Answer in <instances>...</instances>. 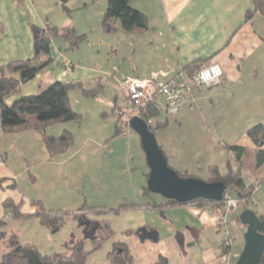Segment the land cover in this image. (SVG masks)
I'll use <instances>...</instances> for the list:
<instances>
[{
    "label": "crops",
    "instance_id": "1",
    "mask_svg": "<svg viewBox=\"0 0 264 264\" xmlns=\"http://www.w3.org/2000/svg\"><path fill=\"white\" fill-rule=\"evenodd\" d=\"M52 1L60 11L57 9L55 18L44 19L42 5L38 8L39 0H0V66L13 60L33 58L30 26L40 29L46 25L73 27L77 35L86 37L101 30L102 37L95 41L100 48L88 54L92 61L83 52L77 59L69 60L63 47L56 46L53 39L50 45L52 62L21 83L7 100L8 104L19 97L35 95L54 81L81 82L85 89L101 84L102 93L94 99L101 100L102 94L108 95L106 103L114 125L111 109L119 99L125 103L123 82L127 79H151L164 84L171 78L182 77L188 83L190 70L216 63L223 71L221 82L211 87H192L189 94H180L179 112L166 118V127L156 133V141L174 170L196 178L203 175L204 180L208 178L210 166L218 167L221 174L226 171L227 162L235 167L234 158L224 145L255 148L247 130L258 124L264 127V16L245 20L246 11L253 7L251 0H131L132 7L146 15L149 28L142 35L127 33V37L121 35L117 22L100 26L102 11H91L86 19L82 12H87L88 5H92L89 0H81L76 7L79 18L83 16V23L78 21V24L74 16L67 18L63 9L61 12L59 1ZM84 42L86 39L81 45ZM84 48L90 47L87 44ZM100 50H109L118 66L102 68L100 63L104 59ZM73 92H69V97ZM29 123L30 128L9 135L0 129V179L17 183L15 191L0 188V211L5 210L2 202L6 198L20 204L26 200L18 191L20 178L27 176L31 182L43 180L42 174L51 170L52 163L62 167L77 157L76 153L66 152L50 157L35 130L37 123ZM59 135L61 132L55 137ZM262 145L264 150V143ZM36 148L43 149L48 157L47 161L39 163L42 165L39 173L34 172L37 164L32 160L35 157L30 156ZM11 150L21 156H13ZM25 156L32 157L33 163L25 161ZM127 162L123 168L129 171ZM30 164L34 168H30ZM46 165L47 169L44 168ZM263 167L256 170V176L250 172L249 183L264 174ZM145 174H142L144 181ZM140 188L137 189L139 195ZM151 200L164 203L155 197ZM29 207L28 213H32L33 208ZM72 209L71 214L82 224L85 237L91 239L97 227L95 224H104L109 247L116 240L125 242L134 257L132 264H157L160 260L165 264H222L221 233L212 205L191 202L163 209L142 207L100 216L103 219L99 222L95 219L100 217H87L83 210ZM246 209L264 219V182L253 190ZM113 217L121 219L115 221ZM10 218L9 212L6 219ZM137 231L139 235L135 234ZM154 237L156 241L152 239ZM240 244L235 237L234 252L237 255ZM108 264L111 263L108 261Z\"/></svg>",
    "mask_w": 264,
    "mask_h": 264
},
{
    "label": "trees",
    "instance_id": "2",
    "mask_svg": "<svg viewBox=\"0 0 264 264\" xmlns=\"http://www.w3.org/2000/svg\"><path fill=\"white\" fill-rule=\"evenodd\" d=\"M251 2L253 5L252 9L246 11L244 15L246 21L256 16H264V0H251ZM62 9L69 15L68 9L64 4H62ZM115 22H119L120 28L127 33L142 35L149 28L146 15L132 7L131 0H106V8L101 18V26ZM30 30L33 36L35 52L33 58L13 60L6 65L0 66V129L5 135L26 130L30 128V123L25 116H34L37 123L35 130L40 137L43 147L50 157H55L64 154L71 147L73 140L70 133L66 130L61 135L55 137L48 135L46 129L81 119V116L72 110L69 92L77 90L85 98H96L102 93L103 86L97 84L92 89H85L81 82L63 83L54 81L39 93L19 97L8 104L7 100L17 91L21 83L27 82L32 78L33 74L42 71L52 62L50 45L53 39L59 35L63 36V40L67 45L63 51L73 50L85 40V36L77 35L73 27L59 28L46 25L40 29L30 26ZM198 70H190L189 74H187L188 77L190 78ZM126 99L124 109L117 105V102L111 109V113H113L115 118L112 138L118 137L130 129L128 121L132 118V110L126 105ZM160 100L158 98L156 101L154 100L148 104L145 113L141 116L145 122L148 119H153V123L148 126V129L154 134L155 138L156 133L166 127V118L170 117L166 112L165 105L162 107L159 105ZM247 136L252 140L255 148L249 150L235 145H224L225 149L233 156L235 167L230 162H227L226 171L221 174L218 167L210 166L208 168V178L203 180L208 183H223L224 192H229L239 199V206L242 205V210L248 208L253 190L264 182L263 174L249 183L250 172L256 176V170L264 166V150H262L264 127L258 124L249 128ZM174 171L181 178L193 177L185 172ZM262 173H264V170ZM144 178L145 184L140 188V195L142 198L152 199L155 194L151 193L146 186L148 173L144 175ZM4 183H8V185L3 187ZM0 188L15 191L17 190V183L14 180L2 178L0 179ZM151 201V203L146 205L128 204L120 205L116 208H89L86 215L93 213L97 216H105L107 214H118L120 212L136 210L142 207L163 209L165 207H181L187 204H180L165 199H163L164 203ZM192 202L198 204L206 203L216 207L221 204L220 201L213 202L202 199ZM30 205L34 209L33 212L23 213L21 211V204L15 203L12 198H6L2 202L3 209L10 212L13 220H37L40 226L46 228L51 234L58 232L65 224V215L68 214H63L60 210H47L40 201H30ZM235 219L240 223L238 215H236ZM259 220L261 223L259 233L264 235V219L259 216ZM5 224L4 219L0 217V228L4 227ZM135 234L139 235V232L137 231ZM2 235L0 234V238ZM90 240L95 244V237ZM63 246L66 250L62 253L45 255L40 253L35 244L30 242L20 243L13 236L8 242V251L1 256L0 264H87V259L91 252L84 250L83 243H64ZM106 257L111 264H132L134 259L128 245L120 240H116L111 244ZM157 264H165V261L160 260ZM259 264H264V252Z\"/></svg>",
    "mask_w": 264,
    "mask_h": 264
},
{
    "label": "rangeland",
    "instance_id": "3",
    "mask_svg": "<svg viewBox=\"0 0 264 264\" xmlns=\"http://www.w3.org/2000/svg\"><path fill=\"white\" fill-rule=\"evenodd\" d=\"M80 2L81 0H67L64 3L69 10V15L65 14L66 17L73 18L74 16L77 24L78 21L83 23V14L87 19L91 11L96 12L98 10L104 12L106 8V0H89L92 5H88L87 12H82L80 20V14L76 10ZM53 4L52 0H39L38 8L42 5L41 12H43L44 19L55 18L53 15H56L58 8ZM59 4L61 6L62 3L59 1ZM60 9L62 12V7ZM117 25L119 26L121 35L127 37V32L120 28L119 22H117ZM100 31L90 33L91 35L89 34L87 37L85 36L86 42L82 45L80 44L79 48L78 45L73 50H67V58L69 60L77 59L79 53L83 52L92 61L91 51L95 52V48H100V46L95 44L98 37H102ZM53 43L56 46H62V50L66 49L67 45L63 42V36L61 35L55 38ZM87 44L90 48L85 49L84 47ZM121 44H124V42ZM99 52L102 59H104V62L100 63L102 68L110 69L113 66H118L116 59L109 50H100ZM89 53H91L90 56L88 55ZM90 88L92 86L88 89ZM71 92H73L70 94L72 110L79 114L81 119L52 126L47 129L46 133L55 136L59 132L62 133V131L67 130L73 141L66 153L71 155L76 153L77 157L62 167L52 163L50 165L51 170H45L42 174L43 180L38 179L37 182H31L27 176H24L19 179L18 183L20 195H24L27 200H23V203H21V211L24 213L30 212L28 211L30 210V201H40L47 210H60L63 214H68L65 215V224L58 232L51 234L46 228L41 227L38 222L6 219L9 211L1 210L0 216L5 218L6 224L0 228V234H3L0 238V259L3 253L8 251V242L14 236L20 243L30 242L35 244L40 253L45 255L62 253L66 250L63 246L64 243L81 242V244L83 243L84 250L91 252L87 259V264H108L106 254L110 249V243L104 224L97 225L98 223H94L97 226L95 235L91 236V238H96L94 244L88 237H85L86 234H83L84 228L79 220H76L72 216L71 212H74L72 208L83 210L86 213L89 208H116L117 206L131 203L152 202L150 198H142L137 194L138 187L145 184L142 174L148 173V167L145 163L144 153L137 134H133L134 132L131 130L128 132L126 130L122 135L112 138L114 125L110 119V107L106 103L108 95L102 94L101 100H95L94 98L83 97L77 90H72ZM117 105L123 109L125 107L124 101L120 99ZM104 112L106 115H104ZM25 117L36 124L34 116ZM11 153L17 158L19 155L21 156L16 151L13 152L11 150ZM40 153L42 155H39ZM30 156H34L35 159L25 156V161L33 163L32 160H35L37 168L34 172L39 173L38 169L42 168V165L39 163H44L48 160L45 151L36 148L35 152H32ZM125 158L128 159V162L125 161ZM125 162L129 163V171L123 168ZM167 164L172 168L169 163ZM47 166H44V168L47 169ZM126 167L128 166L126 165ZM30 168H34V165L30 164ZM198 179L204 180L203 175L198 176ZM153 197L163 201V198L159 196L154 195ZM241 211L242 205H240L235 216L229 218L234 236L241 243L237 248L239 254L243 248L242 238L246 230L235 219L236 215L239 216ZM90 215L97 216L93 213L86 216ZM102 219L100 217L95 220L99 222ZM119 219L121 218H112L115 221Z\"/></svg>",
    "mask_w": 264,
    "mask_h": 264
},
{
    "label": "water",
    "instance_id": "4",
    "mask_svg": "<svg viewBox=\"0 0 264 264\" xmlns=\"http://www.w3.org/2000/svg\"><path fill=\"white\" fill-rule=\"evenodd\" d=\"M59 1L64 4L67 0ZM128 126L139 137L148 167L146 186L151 193L180 204L199 199L213 202L221 200L225 190L223 183H208L194 177L181 178L168 166L154 134L149 131L143 119L132 117ZM239 222L246 230L243 234V248L235 264H259L264 252V235L259 233V217L251 209H244L239 214ZM152 239L156 241V237Z\"/></svg>",
    "mask_w": 264,
    "mask_h": 264
},
{
    "label": "built area",
    "instance_id": "5",
    "mask_svg": "<svg viewBox=\"0 0 264 264\" xmlns=\"http://www.w3.org/2000/svg\"><path fill=\"white\" fill-rule=\"evenodd\" d=\"M222 77L220 65L212 63L200 68L190 77L188 83H185L182 77L171 78L164 84L155 83L151 79H127L123 82L127 97L126 105L132 110V117L141 118L147 105L159 98L161 99L159 105L161 107L165 105L167 114L174 116L179 112L180 94H189L192 87L216 86ZM145 123L147 126L152 125L153 119H148ZM220 202V206H212L221 233V259L223 264H235L237 259L234 252L235 236L229 218L234 216L240 202L229 192H223Z\"/></svg>",
    "mask_w": 264,
    "mask_h": 264
},
{
    "label": "flooded vegetation",
    "instance_id": "6",
    "mask_svg": "<svg viewBox=\"0 0 264 264\" xmlns=\"http://www.w3.org/2000/svg\"><path fill=\"white\" fill-rule=\"evenodd\" d=\"M239 255H237V258H238ZM237 260V259H236Z\"/></svg>",
    "mask_w": 264,
    "mask_h": 264
}]
</instances>
